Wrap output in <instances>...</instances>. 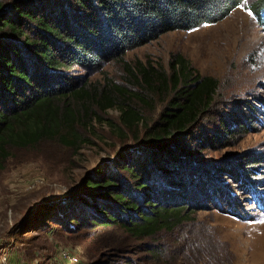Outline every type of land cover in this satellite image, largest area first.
Masks as SVG:
<instances>
[{
    "label": "trees",
    "instance_id": "trees-1",
    "mask_svg": "<svg viewBox=\"0 0 264 264\" xmlns=\"http://www.w3.org/2000/svg\"><path fill=\"white\" fill-rule=\"evenodd\" d=\"M242 3L243 0L0 2V171L14 148L32 149L44 140L78 152L91 143L87 134L93 132V122L103 120L100 113L108 109L119 111V123L128 131L144 127L139 146L118 152L111 161L88 172L75 194L28 210L19 228H28L26 218L45 210L34 227L53 223L84 241L96 237L101 230L119 227L141 240L174 232L191 222L197 210L236 213L231 193L224 196L211 179L230 175L238 182L251 184L256 176L252 166L258 159H243L239 172L220 163L213 166V173L206 174L194 163L202 148L195 144V137H201L206 118H212L207 114L218 92L216 78L201 75L178 53L171 56L169 70L139 61L134 66L125 65L134 78L136 91L111 81L93 84L87 77L69 71L74 66L97 71L106 61L121 60L128 50L166 32L190 31L217 23ZM248 8L264 27V0H254ZM155 96L165 105L157 120L149 124L142 107L133 101L145 105ZM245 117L250 123L257 119L252 113ZM231 121H219L210 143L220 146L235 133L246 132L248 125L243 118ZM145 252L141 260L150 264H160L173 253L165 244L148 245ZM179 253L181 257L185 255L180 248ZM139 259L114 257L94 264H135Z\"/></svg>",
    "mask_w": 264,
    "mask_h": 264
},
{
    "label": "rangeland",
    "instance_id": "rangeland-1",
    "mask_svg": "<svg viewBox=\"0 0 264 264\" xmlns=\"http://www.w3.org/2000/svg\"><path fill=\"white\" fill-rule=\"evenodd\" d=\"M7 1L0 0L3 4ZM252 1L243 0L217 23L190 31L166 32L128 50L121 60L106 61L97 71L79 66L69 71L87 77L93 84L111 81L136 91L134 78L125 65L134 66L139 61L169 70L171 56L178 53L201 75L216 78L219 88L207 114L212 118H206L200 140L195 137V144L202 148L194 163L207 174L213 173L215 164H225L239 172L243 159H258L252 166L256 176L251 184L238 182L230 175L211 179L224 196L231 193L238 216L217 209L197 210L191 222L174 232L141 240L119 227L101 230L86 241L53 223L34 227L45 210L26 218L28 228H19L28 210L75 194L88 172L111 161L118 152L140 145L144 127L128 131L119 123V111L112 108L100 113L101 122H93L94 130L87 134L91 143L78 152L52 140H44L32 149L12 150L0 171V264H69L59 255L61 250L76 256V264H94L114 257L140 258L135 264H150L141 258L147 255L148 245L157 244H165L173 252L160 264H264V27L248 8ZM133 102L142 107L149 124L157 120L165 105L157 96L145 105ZM248 113L256 121L250 123L245 117ZM233 118H243L248 125L246 132L235 133L220 146L210 143L219 121L232 122ZM206 178L209 181L211 176ZM179 248L185 252L182 257Z\"/></svg>",
    "mask_w": 264,
    "mask_h": 264
},
{
    "label": "built area",
    "instance_id": "built-area-1",
    "mask_svg": "<svg viewBox=\"0 0 264 264\" xmlns=\"http://www.w3.org/2000/svg\"><path fill=\"white\" fill-rule=\"evenodd\" d=\"M59 255L63 260L68 261L69 264H76L78 262V258L66 250H61Z\"/></svg>",
    "mask_w": 264,
    "mask_h": 264
}]
</instances>
